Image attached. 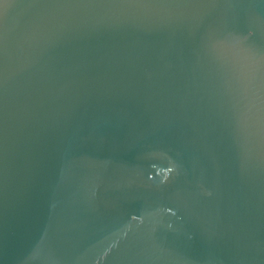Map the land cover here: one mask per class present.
I'll use <instances>...</instances> for the list:
<instances>
[{"label": "water", "instance_id": "95a60500", "mask_svg": "<svg viewBox=\"0 0 264 264\" xmlns=\"http://www.w3.org/2000/svg\"><path fill=\"white\" fill-rule=\"evenodd\" d=\"M0 264H264V0H0Z\"/></svg>", "mask_w": 264, "mask_h": 264}]
</instances>
